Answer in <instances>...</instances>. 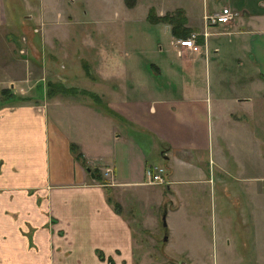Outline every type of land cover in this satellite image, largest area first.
I'll return each mask as SVG.
<instances>
[{
    "label": "crops",
    "instance_id": "0c3cea01",
    "mask_svg": "<svg viewBox=\"0 0 264 264\" xmlns=\"http://www.w3.org/2000/svg\"><path fill=\"white\" fill-rule=\"evenodd\" d=\"M225 4L235 10L233 19L208 26L204 35V12ZM185 10L200 49L181 45L174 35V50L182 57L179 96L142 94L149 87L139 77L115 80L108 91L94 90L103 103L80 92L49 95L41 83L36 94L34 84L42 75L18 77L14 64L0 66L6 73L0 77V95L6 87L13 92L12 100L0 102V264H159L135 256L123 195L160 205L163 191L152 197L148 189L209 181L210 163L224 174L225 153L235 166L230 180L251 178L245 172L253 161L264 165V0H222L221 5L205 0L195 26ZM103 49L105 56L95 66L99 77L117 73L122 78L117 54ZM209 54L216 70L229 62L235 68L229 78L208 86V80L203 84L194 75L195 63ZM14 94L26 99L15 100ZM161 156L169 161L165 168L156 165ZM156 167L165 169L167 184L148 182L147 170ZM179 208L167 209V217ZM171 230L168 225V239Z\"/></svg>",
    "mask_w": 264,
    "mask_h": 264
},
{
    "label": "rangeland",
    "instance_id": "374dc122",
    "mask_svg": "<svg viewBox=\"0 0 264 264\" xmlns=\"http://www.w3.org/2000/svg\"><path fill=\"white\" fill-rule=\"evenodd\" d=\"M0 1L4 19L0 24V66L6 62L14 64V75L18 77L29 74L37 79L42 75L32 92L41 93L37 88L39 83L46 90L48 80L65 86L108 91L107 85L115 80L132 82L137 79L134 77H139L146 85L148 83L149 91L142 93L147 96H179L178 85L180 77L183 78L179 71L182 57L174 50L171 23L150 19V7H154L157 15L175 13L179 7L186 14V8L192 26H195L201 20L205 2ZM216 2L221 5L222 0ZM103 48L113 49L117 54V62L121 61L124 67L122 78L117 73L107 78L99 77L95 66L105 56ZM168 61H175L174 65L170 63V70ZM214 64L212 54L207 59L201 56L195 63L194 77L202 80L203 84L208 80L209 86V81L211 84L213 80L229 78L235 68L229 62L216 70ZM16 65L21 68L19 73ZM85 68L89 69L88 75L83 74ZM4 74L0 71V77ZM169 84L171 90L164 92V85L168 87ZM60 93L69 94L62 90ZM181 121L187 123L186 119ZM166 125L173 136L174 128L168 123ZM208 126L211 127L209 123L206 124ZM194 154L189 152L190 156ZM225 154L224 174L217 163L215 166L210 163L206 177L209 181L173 184V190H166L164 185L148 189L147 193L152 197L153 193L160 197V191H163L164 199L160 205L149 199L141 201L131 193L123 195V214L133 227L135 256L140 261L159 264H264V165L253 161L245 172V176L251 178L230 180L232 174L229 171L233 172L235 166ZM160 158L156 165L165 168L169 161L163 160L162 156ZM233 189L238 192L234 193ZM177 206L180 207L177 211H170L168 217L166 215L164 224V211ZM168 225L173 230L171 238L165 239L169 235Z\"/></svg>",
    "mask_w": 264,
    "mask_h": 264
},
{
    "label": "trees",
    "instance_id": "16d2710c",
    "mask_svg": "<svg viewBox=\"0 0 264 264\" xmlns=\"http://www.w3.org/2000/svg\"><path fill=\"white\" fill-rule=\"evenodd\" d=\"M148 17L150 19H152L153 21H159V20H163L166 22H170L171 23V30L172 33L175 36H188L191 34L192 32V27L187 25V15L185 14V12H183L182 7H179L177 9V11L175 13H164V14H160L157 15L154 11V7H150L149 13H148ZM198 40H201V38L198 37ZM86 67V66H85ZM86 71L88 70L87 68H85ZM54 82V84H53ZM63 91L66 93H84L89 95L95 102L97 103H103V99L100 96V94L94 90L85 88V87H78V86H65L63 84H61L60 82H56V81H47V87H46V93L47 94H54L55 92L58 91ZM13 95V92L11 91L10 88L6 87V88H2L1 90V95H0V102L4 99L7 100L8 98H12L11 96ZM15 94H14V98L16 100V98L19 99H26L25 97H20V96H16L15 98ZM12 100V99H11ZM77 157H79V159L82 157V155L80 153H76ZM83 160V163L85 166H87L85 160L83 158H81ZM93 172L96 175V179L100 182V183H105L104 179L100 176V174L98 172H96V170L92 169ZM107 192L109 193V200H111L114 203V206L116 207V209L120 208V204L118 202H114L113 199L110 196V191L109 188H106Z\"/></svg>",
    "mask_w": 264,
    "mask_h": 264
},
{
    "label": "built area",
    "instance_id": "2783aa9c",
    "mask_svg": "<svg viewBox=\"0 0 264 264\" xmlns=\"http://www.w3.org/2000/svg\"><path fill=\"white\" fill-rule=\"evenodd\" d=\"M235 10L228 4L222 6L221 9L213 12H204L203 18L205 23V29L203 31L204 35H207L209 32L207 30L208 26L216 25L218 23H227L233 19L235 15ZM198 32L193 31L190 35L185 37L177 38L178 43L181 45L188 46L192 50H199L200 44L197 41ZM110 171L109 168L106 169L105 174ZM165 169L163 167H156L155 170H147L148 182L149 183H159L165 184L168 183L167 178L165 177Z\"/></svg>",
    "mask_w": 264,
    "mask_h": 264
},
{
    "label": "water",
    "instance_id": "95a60500",
    "mask_svg": "<svg viewBox=\"0 0 264 264\" xmlns=\"http://www.w3.org/2000/svg\"><path fill=\"white\" fill-rule=\"evenodd\" d=\"M165 218H166V212H164L163 213V215H162V219H163V221H164V224H166V222H165ZM167 237H165V239H166Z\"/></svg>",
    "mask_w": 264,
    "mask_h": 264
}]
</instances>
